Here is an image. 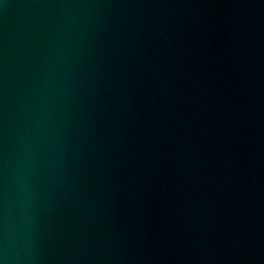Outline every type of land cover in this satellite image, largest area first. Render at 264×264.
Here are the masks:
<instances>
[{"label":"water","instance_id":"1","mask_svg":"<svg viewBox=\"0 0 264 264\" xmlns=\"http://www.w3.org/2000/svg\"><path fill=\"white\" fill-rule=\"evenodd\" d=\"M0 264H264V0H0Z\"/></svg>","mask_w":264,"mask_h":264}]
</instances>
